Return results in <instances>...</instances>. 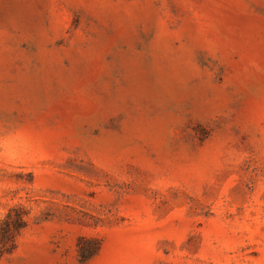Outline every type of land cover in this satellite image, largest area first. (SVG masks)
<instances>
[{"label":"rangeland","instance_id":"obj_1","mask_svg":"<svg viewBox=\"0 0 264 264\" xmlns=\"http://www.w3.org/2000/svg\"><path fill=\"white\" fill-rule=\"evenodd\" d=\"M0 264H264V0H0Z\"/></svg>","mask_w":264,"mask_h":264},{"label":"trees","instance_id":"obj_2","mask_svg":"<svg viewBox=\"0 0 264 264\" xmlns=\"http://www.w3.org/2000/svg\"><path fill=\"white\" fill-rule=\"evenodd\" d=\"M26 215L22 207H13L0 220V258L15 249L17 236L27 226ZM78 247L80 262L86 264L99 253L101 243L97 239L83 237Z\"/></svg>","mask_w":264,"mask_h":264}]
</instances>
